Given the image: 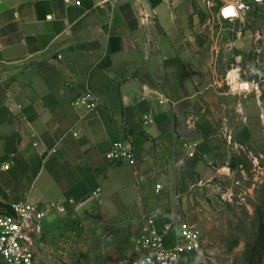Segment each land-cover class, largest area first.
Wrapping results in <instances>:
<instances>
[{
	"label": "crops",
	"instance_id": "1",
	"mask_svg": "<svg viewBox=\"0 0 264 264\" xmlns=\"http://www.w3.org/2000/svg\"><path fill=\"white\" fill-rule=\"evenodd\" d=\"M189 14L176 0H0V204L70 206L107 184L149 197L151 184L163 189L170 172L218 148L200 115L186 135L194 129L181 109L230 98L207 86V65L204 84L189 78L200 58ZM252 58L236 70L249 72ZM213 63L218 84H237V71ZM84 89L91 112L71 106ZM115 142L131 148L135 167L108 159Z\"/></svg>",
	"mask_w": 264,
	"mask_h": 264
},
{
	"label": "rangeland",
	"instance_id": "2",
	"mask_svg": "<svg viewBox=\"0 0 264 264\" xmlns=\"http://www.w3.org/2000/svg\"><path fill=\"white\" fill-rule=\"evenodd\" d=\"M176 2L190 9L189 46L200 57L195 63L196 75L189 78L195 85L204 84L207 65V86L230 97L213 109L200 99L193 107L181 109L187 115L185 125L194 129L184 131L189 140L195 137L196 116L200 115L219 134L218 148L209 155H198L197 166H185L174 175L170 172L166 183L160 181L164 186L158 193L151 184L149 197L133 196L127 189L107 184L90 194L86 203L79 205V200L64 212L50 215L33 238L39 254L35 264H131L135 254L132 239L149 212L195 227L201 249L190 255L187 261L191 264H264V82L258 94L248 87L250 80H261L257 69L264 73L260 64L264 2L255 1L244 24L235 27L217 24L215 0ZM235 39H241L239 45L233 43ZM180 48L187 47L180 44ZM254 54V74L238 72L242 59L237 57ZM213 59L220 67L237 71L233 76H237V84H231L233 78L228 80L230 84L217 83ZM4 212L0 207V215Z\"/></svg>",
	"mask_w": 264,
	"mask_h": 264
},
{
	"label": "built area",
	"instance_id": "3",
	"mask_svg": "<svg viewBox=\"0 0 264 264\" xmlns=\"http://www.w3.org/2000/svg\"><path fill=\"white\" fill-rule=\"evenodd\" d=\"M218 2L215 14L218 25L235 27L244 24L247 15L253 11V0H215ZM256 3V2H255ZM229 9L237 14H224ZM239 35V32H235ZM260 37H258L259 39ZM258 63V62H257ZM258 70L259 82L250 80V92L258 94L260 84L264 82V73ZM254 69L249 70L254 74ZM262 77V78H261ZM74 109L91 112L95 108L88 89H84L71 102ZM144 125L152 123L148 116L142 117ZM192 147H194L192 145ZM53 152V151H52ZM192 154L190 153L189 156ZM107 157L112 162L124 161L135 167L136 159L131 148L120 142L111 144ZM8 165H0V171H6ZM155 193L161 190L159 184L154 186ZM70 203H47L46 205L28 202L10 206L9 214L0 215V264H35L37 255L26 242L37 237L44 222L50 215L62 213ZM134 257L131 264H191L190 255L201 249V237L195 227L187 221L175 217H161L157 212L145 214L132 239Z\"/></svg>",
	"mask_w": 264,
	"mask_h": 264
},
{
	"label": "water",
	"instance_id": "4",
	"mask_svg": "<svg viewBox=\"0 0 264 264\" xmlns=\"http://www.w3.org/2000/svg\"><path fill=\"white\" fill-rule=\"evenodd\" d=\"M253 1H256V2H261V0H253ZM231 14L233 16H237V14L233 11V9H229L227 12H224V14ZM237 60L239 61L240 60V57H237ZM91 199V196H86L84 197L83 199H81V201L79 202V205H82L84 203H86L87 201H89ZM26 242L28 243V245L32 248V250L34 251V253L38 256V252L36 251L35 249V246L33 245V243L29 240V239H26Z\"/></svg>",
	"mask_w": 264,
	"mask_h": 264
},
{
	"label": "trees",
	"instance_id": "5",
	"mask_svg": "<svg viewBox=\"0 0 264 264\" xmlns=\"http://www.w3.org/2000/svg\"><path fill=\"white\" fill-rule=\"evenodd\" d=\"M0 207L4 208V210H5V212L2 214H9L11 211L10 206H5V205L0 204Z\"/></svg>",
	"mask_w": 264,
	"mask_h": 264
}]
</instances>
